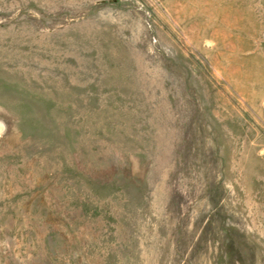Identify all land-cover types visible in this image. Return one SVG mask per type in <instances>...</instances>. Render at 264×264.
<instances>
[{
	"label": "rangeland",
	"instance_id": "rangeland-1",
	"mask_svg": "<svg viewBox=\"0 0 264 264\" xmlns=\"http://www.w3.org/2000/svg\"><path fill=\"white\" fill-rule=\"evenodd\" d=\"M0 264H264V0H0Z\"/></svg>",
	"mask_w": 264,
	"mask_h": 264
}]
</instances>
